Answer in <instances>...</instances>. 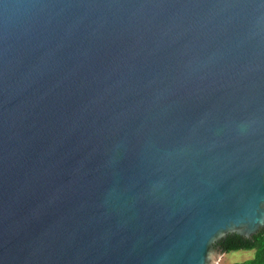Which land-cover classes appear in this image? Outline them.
Here are the masks:
<instances>
[{"label":"water","instance_id":"1","mask_svg":"<svg viewBox=\"0 0 264 264\" xmlns=\"http://www.w3.org/2000/svg\"><path fill=\"white\" fill-rule=\"evenodd\" d=\"M264 227V0H0V264H217Z\"/></svg>","mask_w":264,"mask_h":264},{"label":"trees","instance_id":"2","mask_svg":"<svg viewBox=\"0 0 264 264\" xmlns=\"http://www.w3.org/2000/svg\"><path fill=\"white\" fill-rule=\"evenodd\" d=\"M218 244L224 252L237 249H254L252 258L231 264H264V227L249 238L235 233L227 234L218 241Z\"/></svg>","mask_w":264,"mask_h":264},{"label":"rangeland","instance_id":"3","mask_svg":"<svg viewBox=\"0 0 264 264\" xmlns=\"http://www.w3.org/2000/svg\"><path fill=\"white\" fill-rule=\"evenodd\" d=\"M254 255V249H237L224 252L217 264H231L242 260L250 259Z\"/></svg>","mask_w":264,"mask_h":264},{"label":"bare ground","instance_id":"4","mask_svg":"<svg viewBox=\"0 0 264 264\" xmlns=\"http://www.w3.org/2000/svg\"><path fill=\"white\" fill-rule=\"evenodd\" d=\"M221 257V256H220ZM220 259V258H219ZM219 259H218V261H219ZM218 261H217V263H218Z\"/></svg>","mask_w":264,"mask_h":264}]
</instances>
